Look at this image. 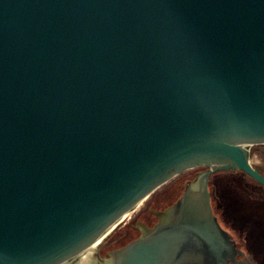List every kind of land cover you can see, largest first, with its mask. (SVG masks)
I'll use <instances>...</instances> for the list:
<instances>
[{
    "label": "water",
    "instance_id": "95a60500",
    "mask_svg": "<svg viewBox=\"0 0 264 264\" xmlns=\"http://www.w3.org/2000/svg\"><path fill=\"white\" fill-rule=\"evenodd\" d=\"M255 145L264 0H0V264H92L195 168L111 264H224L209 179L264 188Z\"/></svg>",
    "mask_w": 264,
    "mask_h": 264
},
{
    "label": "flooded vegetation",
    "instance_id": "af4514ba",
    "mask_svg": "<svg viewBox=\"0 0 264 264\" xmlns=\"http://www.w3.org/2000/svg\"><path fill=\"white\" fill-rule=\"evenodd\" d=\"M203 170L204 168L192 169V171L185 176L180 187H177V190L171 192L173 194L177 191L176 195L173 196L168 203L163 204L160 202L159 206L156 205L151 207L147 204L140 209L137 214L135 213L131 218L132 221L130 220L132 223H129V226L132 227L134 233L128 237L122 238L120 241L108 246L102 251V248H100L98 253L99 258L94 256L92 264H111L112 253L135 240L141 234L144 227L152 228L155 226L159 220L158 214L172 206L180 198L186 186L191 188V184L196 181ZM210 179L209 192L213 213L216 216L219 225L226 232V234H228L229 239L235 247V249L231 251L225 259L224 264H264V247L260 241L261 237H264V202L260 204L253 203L252 206L251 204L245 205L247 206L246 212L253 215L252 218H254V220L251 219L252 224L242 226L237 222L235 217L229 218L230 212H227L225 204L221 201L222 199L220 200L222 195L219 192V189L216 188L215 190L211 186ZM232 215L235 216L234 214ZM242 228H246V230L248 229L252 231V233L247 234V236L245 235L246 232ZM136 231L138 232L137 236ZM257 233H259V235H257Z\"/></svg>",
    "mask_w": 264,
    "mask_h": 264
},
{
    "label": "rangeland",
    "instance_id": "374dc122",
    "mask_svg": "<svg viewBox=\"0 0 264 264\" xmlns=\"http://www.w3.org/2000/svg\"><path fill=\"white\" fill-rule=\"evenodd\" d=\"M250 158L253 159L251 164L264 174V145L253 146ZM210 183L215 190L216 188L219 189L222 195L220 200L222 199L221 201L225 204L227 212H230L229 218L235 217L242 226L252 224L253 215L246 212L247 206L245 205L251 204L252 206L253 203L264 202V188L262 186L241 172H216L212 174ZM243 230L246 232L245 235L252 233L246 228ZM260 241L264 247V237H261Z\"/></svg>",
    "mask_w": 264,
    "mask_h": 264
},
{
    "label": "trees",
    "instance_id": "16d2710c",
    "mask_svg": "<svg viewBox=\"0 0 264 264\" xmlns=\"http://www.w3.org/2000/svg\"><path fill=\"white\" fill-rule=\"evenodd\" d=\"M255 168V167H254ZM260 174H262L264 176V174L262 173V171L258 168H255ZM242 173V172H241ZM244 174V173H243ZM246 175V174H245ZM249 177V176H248ZM252 179V178H251ZM253 180V179H252ZM256 182V181H255ZM257 183V182H256ZM260 185V184H259ZM261 186V185H260Z\"/></svg>",
    "mask_w": 264,
    "mask_h": 264
},
{
    "label": "bare ground",
    "instance_id": "6f19581e",
    "mask_svg": "<svg viewBox=\"0 0 264 264\" xmlns=\"http://www.w3.org/2000/svg\"><path fill=\"white\" fill-rule=\"evenodd\" d=\"M250 162H251V163L253 162V159H252V158H250Z\"/></svg>",
    "mask_w": 264,
    "mask_h": 264
}]
</instances>
